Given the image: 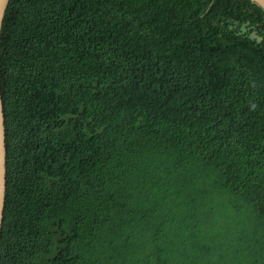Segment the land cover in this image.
Returning a JSON list of instances; mask_svg holds the SVG:
<instances>
[{
	"label": "trees",
	"instance_id": "1",
	"mask_svg": "<svg viewBox=\"0 0 264 264\" xmlns=\"http://www.w3.org/2000/svg\"><path fill=\"white\" fill-rule=\"evenodd\" d=\"M0 264H264V7L10 0Z\"/></svg>",
	"mask_w": 264,
	"mask_h": 264
},
{
	"label": "water",
	"instance_id": "2",
	"mask_svg": "<svg viewBox=\"0 0 264 264\" xmlns=\"http://www.w3.org/2000/svg\"><path fill=\"white\" fill-rule=\"evenodd\" d=\"M10 0H0V34L4 21L6 9ZM264 7V0H254ZM6 172H7V150L4 107L0 87V235L2 230L5 200H6Z\"/></svg>",
	"mask_w": 264,
	"mask_h": 264
}]
</instances>
